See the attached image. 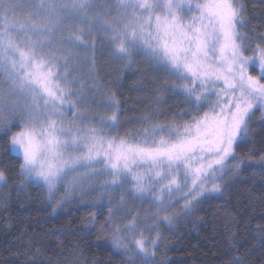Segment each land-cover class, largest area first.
I'll use <instances>...</instances> for the list:
<instances>
[{"label":"snow or ice","instance_id":"snow-or-ice-1","mask_svg":"<svg viewBox=\"0 0 264 264\" xmlns=\"http://www.w3.org/2000/svg\"><path fill=\"white\" fill-rule=\"evenodd\" d=\"M245 26L238 0H0V139L19 160L22 183L43 188L53 211L102 190L108 218L98 227L112 249L127 264H157L159 223L142 230L138 216L124 222L111 195L121 193V209L126 197H151L152 218L170 226L172 217L160 214L174 193L183 194L187 213L205 192L220 193L217 181L245 162L236 147L247 141L257 111L264 121V44L250 49ZM98 37L123 67L139 58L165 73L190 118L161 124L145 116L142 132L121 136L120 102L104 93L95 71ZM85 66L91 87L76 75ZM98 95L111 115H88ZM0 187H7L4 170ZM87 227H97L95 214Z\"/></svg>","mask_w":264,"mask_h":264},{"label":"trees","instance_id":"trees-1","mask_svg":"<svg viewBox=\"0 0 264 264\" xmlns=\"http://www.w3.org/2000/svg\"><path fill=\"white\" fill-rule=\"evenodd\" d=\"M238 2L244 6L242 31L255 44H264L259 39L264 35V0ZM95 65L104 93H115L120 102L121 136L142 132L147 126L142 123L145 116L152 123L167 124L186 121L193 114L184 97L170 90L165 73L139 58L130 69L123 67L109 55L103 37L96 40ZM76 75L91 87L87 66ZM107 103L105 95L96 96L88 115H111L104 107ZM260 116L257 111L247 141L236 147L245 162L217 181L222 191L199 198L189 212L160 233L157 264H233L236 258L243 264H264V166L259 162L264 156V121ZM18 130L12 128V132ZM6 147L0 139V170L7 176V187L0 190V264H127L108 244V232L98 227L107 219L103 207L84 197L53 211L55 202L48 201L43 188L22 183L17 174L19 160L8 156ZM92 214L97 227L90 232L87 224Z\"/></svg>","mask_w":264,"mask_h":264},{"label":"rangeland","instance_id":"rangeland-1","mask_svg":"<svg viewBox=\"0 0 264 264\" xmlns=\"http://www.w3.org/2000/svg\"><path fill=\"white\" fill-rule=\"evenodd\" d=\"M248 44H249L250 49L253 45H256L253 41H249ZM247 52L250 54L252 53L251 50H249ZM250 72L252 75H258L259 74L258 69H256V68H251ZM203 111H207V108L206 107L202 108L201 114L203 113ZM68 118L71 119L69 116H68ZM175 122L181 123L183 121H175ZM168 123H172V122H168ZM217 175L219 176V173H217ZM69 179H71V177H69ZM97 187L99 189L98 185H97ZM208 187L209 188L211 187L210 183H209ZM1 188L2 187H0V190H1ZM186 191H187V189H185V192ZM62 192H63V188H61L60 194H62ZM101 192H102V190L92 192L91 196L86 197V198H88V201H91V203L93 201H99V203H97V205L96 204L95 205L103 207L102 209L104 211L105 217L108 218L109 196L107 193H104L103 198H101ZM60 194H58V195H60ZM208 194L211 195V194H217V193L208 191V192H205L204 195L201 196L200 198H203V197L207 196ZM120 195H121V193H119V192L113 193L111 195V206L119 209V216L124 218V222H127V219L130 218L131 216H134V215L138 216L139 217L138 223H139L140 228L142 230H145L147 228H151L154 225H156L157 223H159V233H161L163 230H166V229L170 228L171 226H173L175 220L177 218L183 216L186 213L185 211H183L184 200L182 199V196H183L182 193H174L171 200L166 201L165 206L171 205V207L169 208V211L167 213H161L160 214V216L167 214L170 217H172V223L170 226L165 222H160L159 217H157L155 220L152 218L156 215L157 205L152 202L151 197H146L144 200H133L130 197H126V198H128V201L126 199V203L123 206V208L121 209L119 207ZM74 199H76V197L72 198L69 201L70 202L74 201ZM83 200H84V198H83ZM69 201H67L66 203H69ZM177 201H179V202L177 203ZM57 208H60V207H57ZM155 234H156L155 232L145 231V236L154 237ZM108 241H109V239H108ZM108 244L110 245L109 242H108ZM110 247H111V245H110ZM113 251H115V250L113 249Z\"/></svg>","mask_w":264,"mask_h":264}]
</instances>
